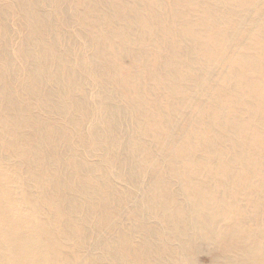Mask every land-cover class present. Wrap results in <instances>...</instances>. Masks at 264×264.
Here are the masks:
<instances>
[{
  "label": "bare ground",
  "instance_id": "obj_1",
  "mask_svg": "<svg viewBox=\"0 0 264 264\" xmlns=\"http://www.w3.org/2000/svg\"><path fill=\"white\" fill-rule=\"evenodd\" d=\"M0 264H264V0H0Z\"/></svg>",
  "mask_w": 264,
  "mask_h": 264
},
{
  "label": "rangeland",
  "instance_id": "obj_2",
  "mask_svg": "<svg viewBox=\"0 0 264 264\" xmlns=\"http://www.w3.org/2000/svg\"><path fill=\"white\" fill-rule=\"evenodd\" d=\"M207 259V258H206Z\"/></svg>",
  "mask_w": 264,
  "mask_h": 264
}]
</instances>
